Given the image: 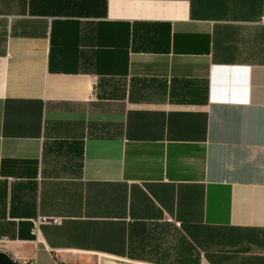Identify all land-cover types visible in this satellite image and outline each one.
Listing matches in <instances>:
<instances>
[{
	"label": "crops",
	"instance_id": "0c3cea01",
	"mask_svg": "<svg viewBox=\"0 0 264 264\" xmlns=\"http://www.w3.org/2000/svg\"><path fill=\"white\" fill-rule=\"evenodd\" d=\"M0 264H264V0H0Z\"/></svg>",
	"mask_w": 264,
	"mask_h": 264
},
{
	"label": "built area",
	"instance_id": "2783aa9c",
	"mask_svg": "<svg viewBox=\"0 0 264 264\" xmlns=\"http://www.w3.org/2000/svg\"><path fill=\"white\" fill-rule=\"evenodd\" d=\"M50 222L56 224L58 221L57 219H50Z\"/></svg>",
	"mask_w": 264,
	"mask_h": 264
}]
</instances>
